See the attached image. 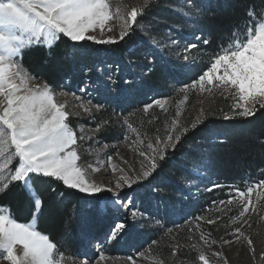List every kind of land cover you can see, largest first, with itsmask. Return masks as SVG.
<instances>
[{
    "label": "snow or ice",
    "instance_id": "6c2138e0",
    "mask_svg": "<svg viewBox=\"0 0 264 264\" xmlns=\"http://www.w3.org/2000/svg\"><path fill=\"white\" fill-rule=\"evenodd\" d=\"M149 7L150 0H143L142 5L133 6L130 10L119 2L113 8L110 0H0V193H6L11 186L19 184L31 197L32 204L31 219L27 222H18L7 208L0 206V264H77L75 259L70 260L60 250L49 235L38 230L37 220L43 201L34 188V177L55 178L71 189L98 199L103 209L122 212L126 219L115 222L105 236L106 241L112 242L127 230L130 222L144 217L134 196L128 194L133 186L148 181L169 160L174 159L187 134L202 125L208 115H213L201 109L190 126H185L179 121L180 111L177 109L176 118L171 121L163 137L155 136L145 141L140 139V133L137 132V140L132 143L138 145L133 148L138 162L137 158L131 163L124 160V166L121 167L112 162V156H107V163L101 161L98 154L109 147L105 144L97 150L94 164L85 163L82 166L78 164L81 159L78 141L93 140L96 134L111 130V118L96 123L88 135L84 134L82 127L78 134L70 124L72 113L67 107V100L59 98L68 94L60 93L58 96L45 80L24 67L23 54L26 50L44 47L46 56L51 58L61 37L72 43V51L75 52L83 42L111 45L140 31L151 48L167 53L166 57H160L166 62L180 63L188 68L196 66L199 60L207 56V60L203 61L204 70L197 78L178 89L184 95V100L188 99L189 91L208 93L209 97L215 93L226 96L234 103L229 109L231 115L220 110L225 120L254 117L258 110L264 109V10L253 9L249 12L242 28L234 26L229 35L222 38L227 43L222 42L209 54L203 49L210 44V37L190 33L184 37L181 47L177 37L170 33H158L150 24L139 22L138 18L142 20ZM187 7L189 10L182 13L187 18L196 20L204 14L201 8L191 5L190 0ZM106 32L114 34L105 35ZM195 32L200 33L201 29L196 27ZM190 36L196 43L188 42ZM155 62V57L148 58V64L152 66L150 71H155ZM119 70L117 67L116 71ZM97 71L102 69L98 68ZM85 72H91V69L86 68ZM124 83L132 85L131 80ZM107 84L115 87L117 81L109 75ZM80 91L86 93L87 89L81 88ZM75 99L94 122V112L104 109V105L94 104L90 98L86 101L80 97ZM153 105L167 112L168 100L156 99L153 104L145 105L143 111L148 112ZM123 125L136 132L127 118ZM125 139H128L126 135ZM109 164L110 180L105 182L91 176V173H98L101 167L107 168ZM183 171L188 177H199L200 169L192 171L185 168ZM185 182L196 185L195 179L186 178ZM255 188H264V179L259 180ZM253 191L254 187L250 184L247 193L237 190L239 199L233 198L227 202H235L239 206L237 219L243 220L245 224L248 223L245 215L250 212L247 194ZM105 193L109 195L103 196ZM251 211H256V205H252ZM206 222L215 223L212 219ZM235 233L239 234L237 240L245 238L255 258L253 240L246 237L240 227L235 228ZM210 235H200L209 248L217 243L210 239ZM223 243L229 244L230 241L224 240ZM152 244H157V241L153 240ZM178 247L173 248V254ZM138 255L143 257L145 253L140 252ZM212 256L220 257L224 264H228L222 252L214 251ZM260 256L264 260V252ZM105 259V253L99 251V261ZM198 259L203 264H209V258L202 249ZM128 260L136 264L131 256ZM80 264L92 262L86 259ZM156 264H163V261L158 260Z\"/></svg>",
    "mask_w": 264,
    "mask_h": 264
},
{
    "label": "trees",
    "instance_id": "16d2710c",
    "mask_svg": "<svg viewBox=\"0 0 264 264\" xmlns=\"http://www.w3.org/2000/svg\"><path fill=\"white\" fill-rule=\"evenodd\" d=\"M173 3L175 0H150L147 14L138 21L164 32L168 24L177 18L170 8ZM195 7L201 8L204 13L199 17V28L202 35L211 39L203 49L211 54L222 42L227 43L222 38L227 37L234 26L242 28L249 12L253 9L264 10V0H198ZM142 35L137 31L124 41L111 45L83 42L75 52L72 51V43L61 37L51 58L46 56L44 47H33L24 52L23 65L55 89L61 86L73 90L75 85L83 82L97 83L92 100L95 104L104 105V109L95 115L101 116V121L111 118L113 125L111 130L99 133L105 142L109 143V136L118 131L125 118L132 126L154 135L167 118L165 112L158 108L143 111L152 99L149 98L152 87H155L157 95H168L174 91L172 86L189 82L191 77L195 78V74L180 76L177 78L179 82H175L171 73L177 63L162 60L160 57H166L165 54L146 55L147 43ZM151 57L156 59L155 71H150L152 66L148 64V58ZM204 57L207 60V56ZM106 64L109 69H106ZM118 65L122 68L119 72L116 71ZM86 68L91 72L86 73ZM98 68L102 71H97ZM102 72L107 77L112 72L117 86L107 84ZM126 80H131L132 85H126ZM229 109L228 101L218 98L205 112H212L213 115H208L202 125L187 134L175 158L139 187L141 209H145L149 216L144 223L146 230L143 237H138L140 234L136 233V227L129 224L130 233L126 230L124 233L128 235L127 239L134 238L133 241H137L135 248L146 255L163 260L184 257L187 261L196 257L195 252L182 245L183 242L189 243L188 231L183 226L184 212L180 211L182 205L179 204L182 203L180 195L183 188L176 182L181 171L191 162L202 164L207 173L214 174L216 181H233L240 189L244 188L243 181L246 179L264 178V109L258 110L254 117L225 120L220 110L231 115ZM201 129L211 133L214 139L211 143L201 145V142H197ZM205 148V153L201 154ZM33 185L43 201L37 220L38 230L49 235L65 254L76 258L79 253H84L86 242L93 241L107 221L106 214L97 211L98 199L71 189L51 177H34ZM210 189L203 194L200 204L187 202L184 211L190 216L200 214L204 205H208L214 197L223 198L229 190L225 185ZM152 203L156 204L155 211L144 208L153 206ZM0 206H7L18 222L31 219V197L19 184L11 186L6 193H0ZM205 215L206 220L212 219ZM205 227L213 230V224L206 223ZM132 232L135 233L131 235ZM153 240L157 244L153 245ZM177 245L179 247L173 254V248Z\"/></svg>",
    "mask_w": 264,
    "mask_h": 264
},
{
    "label": "rangeland",
    "instance_id": "374dc122",
    "mask_svg": "<svg viewBox=\"0 0 264 264\" xmlns=\"http://www.w3.org/2000/svg\"><path fill=\"white\" fill-rule=\"evenodd\" d=\"M196 1L198 0H190L191 5L195 6ZM117 2L127 6L129 10L133 6H140L143 4V0H110L113 8L115 7ZM188 3L189 0H175V3L170 5V8L177 16L176 20L172 23H169L164 32L157 30L158 33H170L172 36L177 37L181 43V47L184 44V37L188 36L190 33L201 35V32H195V28L199 27V18L193 20L182 15V13L189 10L187 7ZM112 34L114 33H105V35ZM116 34H118V32ZM188 42L196 43L195 39L191 36L189 37ZM145 54L167 55V53L157 52L148 44L145 48ZM203 61H206L205 57L199 60L196 66L188 68H185L184 66H182V64L177 63L176 66H173L171 73L175 78V82L178 81L177 78H179L180 76L190 77L192 76V74H195V78H197V75L200 74L202 70H204L205 65ZM106 66V69H109V65L106 64ZM116 67H119V65ZM119 69L122 68L120 67ZM101 74L103 76L106 75L104 74V72H102ZM109 75L113 76V73H108V76ZM104 77L105 82L107 83L108 77ZM191 80L187 83H190ZM183 84L181 82L175 84L174 86H172V88H174V91L171 94L169 93L167 95L166 93H164L162 96H160L159 94L157 95L155 87H152L151 95L149 97L152 99L150 100L149 104H153V101L156 99L168 100V105L166 106L167 112L163 111L166 114L165 117L167 118L168 122L165 121L163 127L158 130L156 134L148 135L140 128L132 126L134 129H136V132H133L131 129L127 128L124 125H121L116 133L109 136V143L105 142L103 137H100L99 134H96L93 140L86 139L85 141H78V154L81 157V159L78 161V164L82 166L85 163L94 164L97 159V150L103 148V146L107 144L109 147L98 154L99 159L107 163V156H112V162L123 167L124 160H127L129 163H131L134 158H137V154L133 151V148H136L138 145L132 143V141L137 140V132L140 133V139H143L145 141L155 136L163 137L167 129L170 127L171 121L176 118L177 109H179L180 111V123L188 126L192 121L196 119L201 109H203L204 112H207L218 98L226 99L229 106L234 103L233 100L227 99L226 96H221L219 93H215L212 97H209L208 93H197L194 91H189L187 93L188 99L184 100V95L178 92V89L181 88ZM81 88H86L87 92L82 93L80 91ZM96 89L97 83L95 82H92L90 84H87V82H83L82 84L75 85L73 90L69 88L66 89L61 86L55 89V92L58 94V96L60 93L68 94L67 96L59 98L61 100H67V107L72 113V115L69 117L70 124L78 134L80 128L82 127L84 129V134L88 135L91 130L96 127V123L101 122V116H96V112H94V122L92 117L83 112L82 108L79 105V101L75 99V97H80L85 101L89 98L92 100ZM73 94H75V96H73ZM153 107L160 109L155 105H153ZM200 131L202 133L197 136V142H201V145L209 144L214 140L211 138V133L202 131V129ZM125 135L128 137L127 140L125 139ZM130 144L131 147L129 146ZM140 147H143V145H140ZM89 149H91L90 152L88 151ZM204 150H206V148L201 151V154L205 153ZM197 168L200 169L199 177H188V174L185 171L183 172L182 170L176 180V182L183 188L180 195V201L182 203L179 204L182 205V209H180V211L184 212L183 226L188 231L187 239L189 243L183 242L182 245L184 244L185 249L188 248L191 251L195 252L196 257L194 259L187 261L184 257H181L177 260L173 258L163 260L150 257L146 254L143 257H140L138 253L142 251H140L139 248H135L137 246V241L134 242V238L127 239L128 235L124 232L121 233L116 240L112 242L106 241L105 236L106 234H108L110 228L114 226V223L124 221L126 218L122 214V212L116 213L111 210L103 209L100 205L99 200L96 203L97 211L103 215L106 214L107 216V221L105 223L104 229L99 232L98 236H96V238L93 240L94 242H86V251L84 253H79L76 258H73L67 254L66 256L69 257L70 260L75 259L77 261V264H80V262L86 259L91 260L92 264H132V262L128 260L129 256H131L136 261V264H156L158 260H162L163 264H203V262L198 259L199 251L202 249L205 251L206 256L209 258V264H224L223 259H221L220 257L212 256V252L214 251L222 252L223 258L227 260L228 264H264V260H262L260 256L261 252H264V188H255V184L258 183L259 180L264 178L255 177L246 179L243 181V183H245L244 188L240 189L239 186H237L236 182L224 180L216 181L217 179L214 177V174L207 173L203 165L200 163L198 164L194 161L187 166V169H190L192 171H195ZM110 172L111 165L109 164L107 168L101 167L98 173H91V176H94L97 180H104L105 182H107L112 178V176L109 175ZM186 178L195 179L196 185H188L185 182ZM143 183L144 182H142L138 186H133V190L128 193L129 195L134 196L136 205L139 207L140 211L144 213V217L142 219H139L136 222H130V225L136 227V233L140 234V236L138 235V237H143L146 230L144 223L149 218L148 214H146L144 211L145 209H141V203L138 199L139 187H141ZM250 184L253 185L254 191L250 194H247V199L250 201V212L245 215V219L248 220V223L245 224L243 223V220L237 219V217L239 216V206L235 202L233 204H228L227 202L233 198L239 199V197L237 196V190L247 193V187ZM213 185H216V187L225 185L229 190L226 191L223 198L214 197L213 201H211L208 205H204L200 214L190 216L188 212L186 213L184 211L187 206V202L200 204L203 194L207 192L208 189L213 187ZM107 195L109 194H103V196ZM221 201H223L224 203H221ZM152 205L153 206H146L144 208L155 211L154 207H156V204L152 203ZM252 205H256L255 212L251 211ZM3 207L9 210L7 206ZM205 214L211 216L212 220L215 221V223L213 224V230L205 227V224L207 223ZM236 227H240V230L245 233V236L250 237L253 240V245L256 253L255 258H253V254L249 250L245 238L240 237L239 240L236 239V236L239 235L238 233H235ZM130 231L131 230L128 227L126 232L130 233ZM134 233L132 232L131 235ZM201 233H203L205 237H208L209 234H211L210 239L216 240L217 243L209 248L200 239ZM224 240H228L230 241V243L224 244ZM192 245H195V247L193 248ZM99 251H103L105 253L106 259L104 261H99ZM3 264H7V262H3Z\"/></svg>",
    "mask_w": 264,
    "mask_h": 264
},
{
    "label": "bare ground",
    "instance_id": "6f19581e",
    "mask_svg": "<svg viewBox=\"0 0 264 264\" xmlns=\"http://www.w3.org/2000/svg\"><path fill=\"white\" fill-rule=\"evenodd\" d=\"M91 242H94V241H90V243H91Z\"/></svg>",
    "mask_w": 264,
    "mask_h": 264
}]
</instances>
